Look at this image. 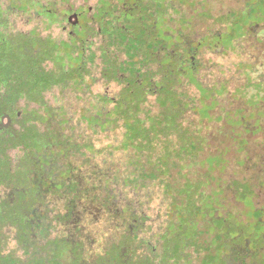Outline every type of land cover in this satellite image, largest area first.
Instances as JSON below:
<instances>
[{
	"label": "rangeland",
	"instance_id": "374dc122",
	"mask_svg": "<svg viewBox=\"0 0 264 264\" xmlns=\"http://www.w3.org/2000/svg\"><path fill=\"white\" fill-rule=\"evenodd\" d=\"M27 57L42 74L11 101L24 129L0 149L22 161L0 160L4 181L25 193L33 165L68 215L122 210L100 238L130 234L137 259L264 264V0H0V97ZM31 212L35 238L62 221Z\"/></svg>",
	"mask_w": 264,
	"mask_h": 264
},
{
	"label": "flooded vegetation",
	"instance_id": "af4514ba",
	"mask_svg": "<svg viewBox=\"0 0 264 264\" xmlns=\"http://www.w3.org/2000/svg\"><path fill=\"white\" fill-rule=\"evenodd\" d=\"M77 17L76 13H72L70 16H64V19L75 24L78 21ZM61 31L66 37L71 35L64 25ZM20 100L23 101V99H18V103ZM14 107L15 105L6 97H0V148L5 144L15 142L23 132L22 113L19 112L22 109L15 111ZM29 130L32 131V137H34L36 130ZM16 151L10 148L3 153L0 149V160L7 161L9 165L20 163L21 155L12 156V153L19 152ZM29 166L32 173L26 175L28 178L26 185L23 186L25 193H18L17 187L20 184L15 177L13 179V176L8 175L10 177L8 183L3 180L5 177L0 175V264H51L50 262L54 264H162L164 259H160L164 256V252L158 251L153 246L150 247L152 253L148 256L144 257L140 253L141 258L137 259L132 256L130 252L133 249L135 237L130 234H122L118 231L112 237L106 236L101 241L100 237H102L104 228L99 225V221H105L111 216L121 218L122 210L117 209L116 215L103 216V211L97 205L88 204L89 206L86 207V204L80 200L77 206L83 211L79 210V212L68 215L64 209L71 195L63 194L59 200H56V190L47 187L45 180L37 179L39 169L33 165ZM35 182H37V188ZM46 204L50 208H56L57 214H55L61 217L62 221L59 220L58 226L53 224L54 221L52 224L49 223L46 238H35V234L39 231L37 224L41 221L38 222L31 211L37 205ZM257 213L258 218L263 219L261 211ZM262 225L264 227V220H262ZM261 235H264V232ZM51 243H54V250L49 251L47 248ZM257 250L264 251V246H259ZM178 251L180 252V249ZM244 252L251 254L250 241L246 242ZM225 254L226 251L221 257L224 258ZM183 260L184 264H193L185 258ZM247 260L251 261L247 258L243 259L242 263H246Z\"/></svg>",
	"mask_w": 264,
	"mask_h": 264
},
{
	"label": "trees",
	"instance_id": "16d2710c",
	"mask_svg": "<svg viewBox=\"0 0 264 264\" xmlns=\"http://www.w3.org/2000/svg\"><path fill=\"white\" fill-rule=\"evenodd\" d=\"M19 56H17L18 58ZM20 69L13 68L11 72L9 73V79L7 77V80L3 82V88L5 89V94L10 90V87L13 86L12 92L10 94L12 95V98H7L9 101H12V99H24L22 96L23 91L26 94H34L37 92L38 87L35 88L36 82L34 81V77L38 74L41 73V68H37V66L33 65L32 59L27 57V58H20ZM19 68V67H18ZM33 83V84H32ZM9 93V92H8ZM143 96V95H142ZM260 211V210H257ZM262 218V217H261ZM262 220L257 218L254 222V225L256 226H261L262 225ZM263 234V233H262ZM260 240L264 241V235H260ZM237 237L235 238V240ZM236 242V241H235ZM228 251V250H227ZM222 262L224 261V258L221 257L220 259Z\"/></svg>",
	"mask_w": 264,
	"mask_h": 264
}]
</instances>
